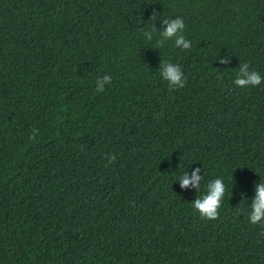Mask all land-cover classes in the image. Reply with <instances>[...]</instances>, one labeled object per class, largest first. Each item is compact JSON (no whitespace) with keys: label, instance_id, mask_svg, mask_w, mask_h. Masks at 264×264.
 Returning <instances> with one entry per match:
<instances>
[{"label":"trees","instance_id":"16d2710c","mask_svg":"<svg viewBox=\"0 0 264 264\" xmlns=\"http://www.w3.org/2000/svg\"><path fill=\"white\" fill-rule=\"evenodd\" d=\"M177 17L191 48L158 47ZM241 63L264 77V0H0V264H264V83L236 86Z\"/></svg>","mask_w":264,"mask_h":264},{"label":"clouds","instance_id":"9594fccd","mask_svg":"<svg viewBox=\"0 0 264 264\" xmlns=\"http://www.w3.org/2000/svg\"><path fill=\"white\" fill-rule=\"evenodd\" d=\"M159 15V12H154L151 20H156ZM163 25V31H158L154 25L151 31L142 30L143 35L148 41H151L153 39V33L158 31L162 38L157 40V46L161 48L164 47L165 43L169 40H173L177 48L183 50L191 48V41L184 36L186 25L183 18L163 19ZM219 60L221 64H227L229 62L228 57H221ZM161 68L160 75L168 82L170 88L175 90L186 86L187 78L178 64L162 61ZM218 79H222V76H218ZM111 83L112 77L110 75H104L98 78L96 82V91L103 92L105 90V85H111ZM233 83L241 88L249 86L256 87L264 83V77L257 71H250L248 63H241ZM38 132V129L33 128L32 135L29 139L35 140ZM116 159L117 157L115 154L107 156L108 164L114 163ZM200 172V168L192 171L190 175L188 171L185 172L179 179L181 188L187 189L189 187H195L199 192L201 182L204 180V175L201 176ZM226 191L227 188L223 179L215 178L206 184L205 194L203 196H198L192 203V206L202 218L216 220L219 218V210L222 207ZM248 219L251 224H259L260 227L264 229V177H262L261 181L256 185V195L251 203ZM261 235H264V232H262Z\"/></svg>","mask_w":264,"mask_h":264}]
</instances>
